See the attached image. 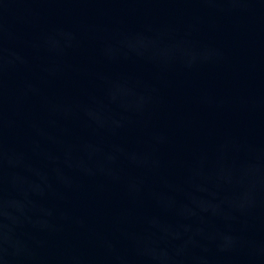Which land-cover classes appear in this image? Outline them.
<instances>
[{"label": "water", "instance_id": "obj_1", "mask_svg": "<svg viewBox=\"0 0 264 264\" xmlns=\"http://www.w3.org/2000/svg\"><path fill=\"white\" fill-rule=\"evenodd\" d=\"M0 264H264V0H0Z\"/></svg>", "mask_w": 264, "mask_h": 264}]
</instances>
